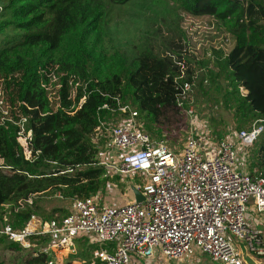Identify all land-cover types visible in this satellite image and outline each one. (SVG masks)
<instances>
[{"label":"trees","instance_id":"obj_1","mask_svg":"<svg viewBox=\"0 0 264 264\" xmlns=\"http://www.w3.org/2000/svg\"><path fill=\"white\" fill-rule=\"evenodd\" d=\"M133 1L0 0V36L5 39L0 81L12 120L0 126V209H18L9 218L15 229H22L33 215L49 221L57 213L68 214L65 208L45 210L43 201L58 195L64 201L97 196L111 180L99 166L93 144L99 115L115 117L102 110L104 105L116 111L117 100L130 105L150 135L181 125L175 81L182 70L185 81L197 75L194 89L214 106L219 98L213 92L222 96L238 131L264 120V0H170L187 14L218 20L235 39L228 54L211 50L200 61L187 56L184 36L172 37L162 52L153 46L134 56L108 52L102 37L114 9ZM23 119L32 131L31 160L23 154L14 124ZM250 149L248 171L264 177V131ZM39 239L37 246H45L47 239ZM7 240L0 236V247L23 253L22 264H49L55 258L34 257Z\"/></svg>","mask_w":264,"mask_h":264},{"label":"built area","instance_id":"obj_2","mask_svg":"<svg viewBox=\"0 0 264 264\" xmlns=\"http://www.w3.org/2000/svg\"><path fill=\"white\" fill-rule=\"evenodd\" d=\"M185 75L182 70L176 78V102L182 122L190 121L192 131L181 151L153 140L138 112L119 100L117 111L108 104L102 107L122 114L117 123L99 115V133L93 140L109 141L103 160V153H98L99 166L106 170V178L139 175L143 203L117 206L102 203L98 195L74 198L66 216L47 221L33 215L22 229L9 224L10 215L18 209L12 211L4 205L0 236L31 251L34 257L62 250L74 253L75 242L83 238L113 247L98 250L92 264L183 262L194 249L218 264H247L246 257L264 258L262 233L249 217L252 205L264 216V177L252 175L244 164L245 155L264 131V120L251 130L217 139L207 124L197 121L193 100L197 75L192 81H185ZM240 90L248 93L243 87ZM10 109L4 82L0 81V126L12 122ZM26 123L23 119L14 124L19 127L23 154L31 160L32 131ZM58 199L63 197L58 195ZM32 238L35 242L46 238V245L38 247ZM49 264H55L54 259Z\"/></svg>","mask_w":264,"mask_h":264},{"label":"rangeland","instance_id":"obj_3","mask_svg":"<svg viewBox=\"0 0 264 264\" xmlns=\"http://www.w3.org/2000/svg\"><path fill=\"white\" fill-rule=\"evenodd\" d=\"M111 20L106 35L102 37V44L110 53L119 52L134 56L148 46H153L157 51L162 52L164 51L163 47L172 43V37L177 39L179 36H184V41L187 44L185 48L187 56H194L200 61L208 58L207 54L211 50H220L223 54H228L235 45V39L221 22L213 17H195L187 14L182 11L180 4L170 0H135L124 7H115ZM4 43V37L0 36V48ZM213 94L219 98L218 106H214L216 104L204 96L201 91L199 92L198 88L194 89L193 100L198 124H207L214 137H216L215 132L217 135L224 133V137L230 133L235 134L238 131L236 118L230 110L223 108L222 96L216 91ZM132 110L136 111L133 108ZM113 115L115 117L109 121L117 123L122 114L114 113ZM190 125V121L189 123L183 121L181 125L176 124L170 129L166 128L162 131L157 129V132L155 131L157 135H150L146 131L145 125L144 129L153 140L164 142L176 152L183 149L186 139L191 134ZM202 128L206 127L202 126ZM108 142L106 138L93 140L99 155L103 153L100 157L101 160L106 157L105 151L109 146ZM251 153L252 149H249L244 157V164L248 167L251 163L249 160ZM142 185L143 180L139 175L133 177L113 176L108 183L106 181L104 189L98 196L102 199V203L125 205L135 200L133 193L130 192L131 187L139 189ZM43 206L47 211L55 208H65L66 211H69L73 207L71 200L64 201L56 197L43 201ZM2 216L3 209H0V218ZM56 216L60 217V213H57ZM40 242H35V244ZM29 252L31 255V251ZM22 256L21 252L0 248V260L5 264H22ZM259 261L264 264V258Z\"/></svg>","mask_w":264,"mask_h":264},{"label":"crops","instance_id":"obj_4","mask_svg":"<svg viewBox=\"0 0 264 264\" xmlns=\"http://www.w3.org/2000/svg\"><path fill=\"white\" fill-rule=\"evenodd\" d=\"M134 188H135L134 186L131 187L130 192L133 193L135 197L134 192H132ZM249 217L252 221L253 226L256 227L262 233V236L264 239V216L261 214H258L257 211H255L254 206L252 205L250 206V209H249ZM7 243L9 245L8 240H7ZM3 245L1 247H3ZM102 248H110L111 250V248L113 247H111V245L100 246L97 244H92L86 238L78 239L75 242V252L74 253H71L69 250L58 251L55 255L54 261H55V264H92L95 253ZM27 252L30 253L29 251ZM260 261L259 259H256L254 257H246L247 264H250V262L261 264ZM198 262L199 264H218V263L212 262L206 254H203L200 251H197L196 249H194L192 254L189 257H187V259H185L183 262H169V261L160 260L156 263H153V262L151 263L152 264H198ZM140 263L147 264V262L142 261V260H140L139 264ZM0 264H5V263H3L2 260H0Z\"/></svg>","mask_w":264,"mask_h":264},{"label":"water","instance_id":"obj_5","mask_svg":"<svg viewBox=\"0 0 264 264\" xmlns=\"http://www.w3.org/2000/svg\"><path fill=\"white\" fill-rule=\"evenodd\" d=\"M133 192L135 194V201L137 203H143L144 202V197L143 195L140 193V191L136 188L133 189ZM250 264H256L254 262H250Z\"/></svg>","mask_w":264,"mask_h":264}]
</instances>
